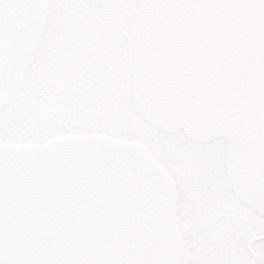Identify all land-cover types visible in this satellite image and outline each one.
Here are the masks:
<instances>
[{"label": "snow or ice", "instance_id": "6c2138e0", "mask_svg": "<svg viewBox=\"0 0 264 264\" xmlns=\"http://www.w3.org/2000/svg\"><path fill=\"white\" fill-rule=\"evenodd\" d=\"M0 264H264V0H0Z\"/></svg>", "mask_w": 264, "mask_h": 264}]
</instances>
